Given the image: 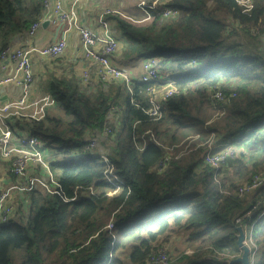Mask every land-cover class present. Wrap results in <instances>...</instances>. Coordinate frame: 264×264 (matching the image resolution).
<instances>
[{"label": "trees", "instance_id": "trees-1", "mask_svg": "<svg viewBox=\"0 0 264 264\" xmlns=\"http://www.w3.org/2000/svg\"><path fill=\"white\" fill-rule=\"evenodd\" d=\"M165 5L178 15L108 14L123 43L120 59L155 57L176 80L179 92L164 101L160 119L136 104L148 105V82L135 79L129 89L100 81L91 89L74 74L49 70L44 90L56 112L15 121L56 157L62 194L35 188L16 198L13 217L0 226V264H154L150 255L162 245L174 253L168 264H240L232 262L242 253L239 227L264 208V182L240 192L255 174L264 176V0H255L251 16L236 0ZM44 12L45 0H0V52ZM109 122L104 149L84 150ZM211 141L237 145L232 164L224 160L216 171L204 162ZM8 166L0 158V181H15ZM253 239L261 252L254 264H264V215Z\"/></svg>", "mask_w": 264, "mask_h": 264}, {"label": "built area", "instance_id": "built-area-1", "mask_svg": "<svg viewBox=\"0 0 264 264\" xmlns=\"http://www.w3.org/2000/svg\"><path fill=\"white\" fill-rule=\"evenodd\" d=\"M82 0H73L68 9H63L62 3L45 0V12L43 17L35 21L28 31L30 36L34 35L45 20L59 23L65 31L76 28L81 36V45L84 57L93 62V69H85L82 74H77L85 84H91L93 76L100 81H122L129 89L133 80L138 79L148 82L147 92L149 94L148 105H141L152 119L162 117V105L166 99L179 92L176 80L172 77H165L157 66L155 57H142L137 68L127 69L119 65L114 59L113 54L118 50L120 40L113 32V21L108 18L110 13H121L116 8L103 10L99 17V23L103 26V33L97 32L83 26L78 14V4ZM168 0H141L138 3L139 9L143 12V20L152 19L156 13L163 18H173L179 13L175 7L165 5ZM242 7L243 13L252 15L255 8V0H236ZM50 10L52 13L50 15ZM67 47L65 34L60 39L45 46H26L8 45L0 52V69H5L11 61L15 64V72L12 75L0 79V85L4 83H17L23 87V93L19 97L2 101L0 100V158L9 163L5 171L15 176V181L10 180L7 175H3L0 181V226L8 223L14 215L16 198H22L23 192L31 191L35 188L45 189L51 193L62 194L59 189V181L52 169L51 162L56 159L50 155L48 147L37 136L21 128L12 127L15 121L28 119H43L50 107L55 105V98L51 94H44L35 98L31 97V87L35 79L33 68V54L36 53L43 58H57L63 55ZM236 95V93H234ZM216 97L223 99L225 94L222 91L216 92ZM113 117V115H109ZM113 121V120H112ZM118 119L114 117V122ZM107 124L103 130H99L89 135L88 142L84 150L93 151L100 143V135L108 136L113 132L112 123ZM208 151L204 156V162L213 166L217 171L228 156L235 157V149L232 143H208ZM219 150V151H218ZM101 157L108 162L105 154ZM170 156L166 155L162 159L161 165L165 166ZM3 178L4 182H3ZM117 181H122L116 178ZM111 182L116 184L113 179ZM264 182V176L255 174L252 181L243 185L240 192H249L259 187ZM94 191V190H92ZM74 199V197L68 198ZM264 207V204H263ZM254 209L257 206L253 207ZM248 215V214H247ZM264 215L263 211L248 226L245 233V243L250 247V258L254 261L258 246L253 239L255 223ZM242 217L237 220L240 221ZM114 226L111 221L107 227L112 229ZM171 256V249L168 245H162L152 252L149 262L154 264H168Z\"/></svg>", "mask_w": 264, "mask_h": 264}, {"label": "crops", "instance_id": "crops-1", "mask_svg": "<svg viewBox=\"0 0 264 264\" xmlns=\"http://www.w3.org/2000/svg\"><path fill=\"white\" fill-rule=\"evenodd\" d=\"M27 1V0H25ZM35 1V0H29ZM51 3H55L57 0H48ZM62 3L63 9H68L71 6L73 0H58ZM102 0H82L78 4V14L80 18V22L83 26L97 32L98 34L103 33V26L99 23V17L103 10L107 8H117L113 5L103 4ZM122 4V3H121ZM120 6V5H119ZM121 7V6H120ZM132 9V8H131ZM141 12V11H140ZM52 10H50V15ZM109 18V17H108ZM113 27V26H112ZM113 32L115 33V28H113ZM65 37L67 39V47L65 52L59 59L56 58H43L38 54H33V68L35 72V79L31 87V97L35 98L46 93L44 90L45 80L47 77V72L55 71L57 74L70 73L74 74L78 77L77 74H82L85 69H93V62L83 55L82 45H81V36L79 31L76 28H71L65 31V28L59 24L54 22H49L47 26H41L38 28L36 33L30 36L28 33H22L16 35L10 44L12 45H26V46H45L51 42H54L61 37ZM122 42L120 41L118 50L113 54V59L121 66L127 69L137 68L140 61L139 59L134 61H123L118 57V53L121 49ZM15 72V64L13 62H9L7 68L0 69V79L14 74ZM77 73V74H76ZM100 80L93 76V80L91 83V89L95 88L99 84ZM100 85V84H99ZM23 93V87L21 84L17 83H4L0 85V100L5 101L9 99H13L19 97ZM50 112H56L55 107H50ZM99 133V131H98ZM101 139L104 141L106 136L100 135ZM103 141L98 146L100 149L103 148ZM234 149L237 152V145L234 144ZM50 155L54 158V156L50 153ZM3 178V182H4ZM244 233L247 234L248 227H244ZM260 258V257H259Z\"/></svg>", "mask_w": 264, "mask_h": 264}, {"label": "rangeland", "instance_id": "rangeland-1", "mask_svg": "<svg viewBox=\"0 0 264 264\" xmlns=\"http://www.w3.org/2000/svg\"><path fill=\"white\" fill-rule=\"evenodd\" d=\"M140 1L141 0H102L101 2L103 4H107V5L110 4V5H113L114 7H117L116 9H118L125 16H128V17L136 16L139 20H142L144 18L143 17L144 15H143V12L139 9V6H138V3ZM26 3L27 4H31V1L27 0ZM150 20H143V21H150ZM248 37L249 36H243V39H249ZM245 41H248V40H245ZM232 145H234V143H232ZM27 201H28V199H27ZM169 248H171V246H169ZM171 254H174V253L171 252ZM260 256H261V252L258 251L257 255H256V258H259Z\"/></svg>", "mask_w": 264, "mask_h": 264}, {"label": "water", "instance_id": "water-1", "mask_svg": "<svg viewBox=\"0 0 264 264\" xmlns=\"http://www.w3.org/2000/svg\"><path fill=\"white\" fill-rule=\"evenodd\" d=\"M49 20H45L43 22V26H47L49 24ZM226 161L229 162V164H232L234 161V157L228 156L226 158ZM240 229V235L238 238V244L239 247L242 250V253L240 256L236 257L232 262L234 263H240V264H254V261L250 258V247L245 243V233L242 227H239Z\"/></svg>", "mask_w": 264, "mask_h": 264}]
</instances>
